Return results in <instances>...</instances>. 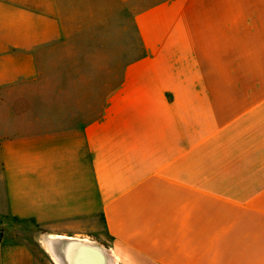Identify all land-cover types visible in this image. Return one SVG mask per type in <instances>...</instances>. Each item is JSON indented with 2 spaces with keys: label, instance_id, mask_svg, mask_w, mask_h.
I'll return each mask as SVG.
<instances>
[{
  "label": "crops",
  "instance_id": "0c3cea01",
  "mask_svg": "<svg viewBox=\"0 0 264 264\" xmlns=\"http://www.w3.org/2000/svg\"><path fill=\"white\" fill-rule=\"evenodd\" d=\"M95 193L115 264H264V0H0V264Z\"/></svg>",
  "mask_w": 264,
  "mask_h": 264
},
{
  "label": "water",
  "instance_id": "95a60500",
  "mask_svg": "<svg viewBox=\"0 0 264 264\" xmlns=\"http://www.w3.org/2000/svg\"><path fill=\"white\" fill-rule=\"evenodd\" d=\"M77 237H49L47 250L55 263L70 264L67 257L73 252L72 264H115L109 251L91 239Z\"/></svg>",
  "mask_w": 264,
  "mask_h": 264
},
{
  "label": "rangeland",
  "instance_id": "374dc122",
  "mask_svg": "<svg viewBox=\"0 0 264 264\" xmlns=\"http://www.w3.org/2000/svg\"><path fill=\"white\" fill-rule=\"evenodd\" d=\"M146 3H144V6ZM80 212H79V218H78V230L82 235H86L89 237L92 241L98 243L102 247H106V244L102 241V234H103V224L100 216V205L98 203L97 195L95 193L94 196V211L93 213L86 212V209L82 211L81 208V201H80Z\"/></svg>",
  "mask_w": 264,
  "mask_h": 264
},
{
  "label": "bare ground",
  "instance_id": "6f19581e",
  "mask_svg": "<svg viewBox=\"0 0 264 264\" xmlns=\"http://www.w3.org/2000/svg\"><path fill=\"white\" fill-rule=\"evenodd\" d=\"M85 240H87V239H85ZM88 241H90V240H88ZM71 259V258H70ZM69 262V261H68Z\"/></svg>",
  "mask_w": 264,
  "mask_h": 264
}]
</instances>
